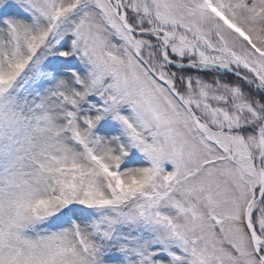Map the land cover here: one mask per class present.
<instances>
[{
	"label": "snow or ice",
	"instance_id": "snow-or-ice-1",
	"mask_svg": "<svg viewBox=\"0 0 264 264\" xmlns=\"http://www.w3.org/2000/svg\"><path fill=\"white\" fill-rule=\"evenodd\" d=\"M0 264H264V0H0Z\"/></svg>",
	"mask_w": 264,
	"mask_h": 264
}]
</instances>
